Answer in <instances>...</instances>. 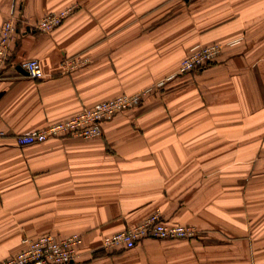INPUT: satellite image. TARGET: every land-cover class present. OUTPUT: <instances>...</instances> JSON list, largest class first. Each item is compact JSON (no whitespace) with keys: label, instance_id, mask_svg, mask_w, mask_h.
I'll return each mask as SVG.
<instances>
[{"label":"crops","instance_id":"obj_1","mask_svg":"<svg viewBox=\"0 0 264 264\" xmlns=\"http://www.w3.org/2000/svg\"><path fill=\"white\" fill-rule=\"evenodd\" d=\"M72 4L52 31L35 28ZM13 11L0 78V261L26 236L77 232L69 264H264V0H0V24ZM212 43L223 44L215 61L178 72L193 46ZM79 55L87 61L67 64ZM31 58L41 78L18 70ZM147 88L100 136L17 142ZM155 211L197 235L102 247Z\"/></svg>","mask_w":264,"mask_h":264},{"label":"built area","instance_id":"obj_2","mask_svg":"<svg viewBox=\"0 0 264 264\" xmlns=\"http://www.w3.org/2000/svg\"><path fill=\"white\" fill-rule=\"evenodd\" d=\"M77 8L76 4L69 5L58 11L44 14L36 23L35 28L50 32L70 16ZM19 18L13 11L0 24V78L11 56L12 47L16 39ZM232 40L229 44H234ZM223 48L222 43L195 45L181 60L178 72H188L207 66L215 61ZM87 61L86 57L75 56L67 60L71 67ZM28 75L32 78H41L44 75L42 65L37 58H31L23 63ZM175 74H170L156 82L155 86L162 87ZM144 92L133 94L121 93L116 96L100 100L90 106L84 107L76 114L65 119L49 124L44 128H35L29 132L19 134V144H32L42 142L51 136L77 135L85 138L100 136L103 133V123L111 119L115 114L136 106ZM197 235V229L190 224L167 223L162 219L159 211H155L138 224L129 226L121 231L106 235L103 238L102 247L106 249L132 248L145 237L167 238H193ZM83 241L81 233H71L66 236H58L54 233H45L36 238L24 237L26 246L0 261V264H69L79 254V246Z\"/></svg>","mask_w":264,"mask_h":264},{"label":"water","instance_id":"obj_3","mask_svg":"<svg viewBox=\"0 0 264 264\" xmlns=\"http://www.w3.org/2000/svg\"><path fill=\"white\" fill-rule=\"evenodd\" d=\"M18 70H20L21 72L27 73L26 69L21 65L18 66Z\"/></svg>","mask_w":264,"mask_h":264}]
</instances>
